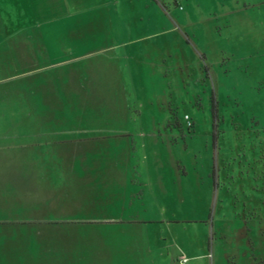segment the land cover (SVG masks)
<instances>
[{
  "label": "rangeland",
  "instance_id": "1",
  "mask_svg": "<svg viewBox=\"0 0 264 264\" xmlns=\"http://www.w3.org/2000/svg\"><path fill=\"white\" fill-rule=\"evenodd\" d=\"M0 3L6 18L10 8H42L46 25L91 33L82 51L108 48L91 60L103 84L96 97L106 99L82 98L75 118L110 142L90 156L118 165L98 186L109 198L93 215L156 220L140 238L155 254L169 249L175 264H264V0ZM124 153L134 166L126 175ZM134 192L144 198L124 213V193ZM142 201L147 211L133 213ZM110 227L107 236L138 238Z\"/></svg>",
  "mask_w": 264,
  "mask_h": 264
},
{
  "label": "crops",
  "instance_id": "2",
  "mask_svg": "<svg viewBox=\"0 0 264 264\" xmlns=\"http://www.w3.org/2000/svg\"><path fill=\"white\" fill-rule=\"evenodd\" d=\"M20 1L14 0L13 8ZM68 1L81 9L97 3ZM41 11L10 8L6 18L0 3V264H175L169 249L155 254L153 241L140 238L156 220L93 215L98 202L109 198L98 186L117 178L118 165L90 156L94 145L111 147L110 142L100 140L106 137L98 136L103 134L98 129L78 126L75 118L82 98L106 99L96 97L95 86L103 84L92 75L91 60L108 48L82 51L81 39L91 33L62 31L59 19L46 25ZM25 13L32 18L16 27V17ZM97 17L111 18L89 16ZM126 155L125 175L127 166L134 167ZM143 198L124 193V213ZM144 207L142 201L133 213L147 211ZM110 226L138 238L107 236Z\"/></svg>",
  "mask_w": 264,
  "mask_h": 264
}]
</instances>
